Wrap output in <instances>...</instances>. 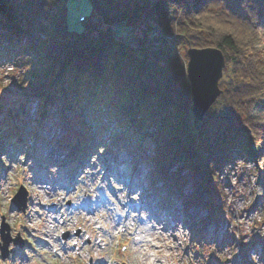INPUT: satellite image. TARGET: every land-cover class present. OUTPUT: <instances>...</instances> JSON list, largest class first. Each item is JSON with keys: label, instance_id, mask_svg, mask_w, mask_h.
Here are the masks:
<instances>
[{"label": "rangeland", "instance_id": "rangeland-1", "mask_svg": "<svg viewBox=\"0 0 264 264\" xmlns=\"http://www.w3.org/2000/svg\"><path fill=\"white\" fill-rule=\"evenodd\" d=\"M90 11L88 0H68V28L80 29L79 14L89 15ZM164 21L155 20L154 24L162 29ZM114 34L133 45V37L143 32L136 22L123 21L115 24ZM165 34L173 41L176 31ZM188 46L175 45L184 65ZM16 50L0 43V123L6 120L13 124L9 113L16 110L9 111V107L24 98L19 90V69L12 62ZM229 78L230 68L225 62L218 79L220 89V82ZM26 107V113L18 110L22 118L17 125L10 124L4 140H16L20 145L34 137L12 157L0 152V225L2 221L8 223L10 235H20L25 240L22 247L10 243L9 256H0V264H264V224L260 221L264 218V157L247 153L243 141L220 159L223 193H218L214 185L212 198L219 212L211 220L204 206L196 204L186 209L181 200L182 193L193 192V181L199 179L200 173H191L180 161L169 170L180 167L181 177L177 181L165 177L152 159L154 144L145 135L124 134L117 125L115 129L113 122L106 128L107 121L100 122L93 110H84L81 120L57 98L48 107L40 127L38 121L32 127L39 112L37 100L33 98ZM261 110L264 98L252 106L251 114ZM208 130L213 147L230 134L228 122L223 119L209 121ZM85 135L88 139L83 149L75 137L84 139ZM20 183L28 188L31 197L25 214L10 202ZM140 194L149 197V204L139 200ZM128 195L137 196L136 200L144 205L143 214L149 216L150 209L159 212L162 207L164 213L170 210L173 221L165 222L162 233L145 231L150 223L147 221L130 223V211L124 204ZM202 195L206 200L209 197L205 190ZM42 204L51 205L54 211L41 209ZM140 224L143 233L136 234L149 240L148 245H138V238L129 234ZM172 224L174 228L170 230ZM43 239L47 243L41 242ZM54 243L66 247L59 250ZM151 245L159 248L153 250ZM141 247L149 256L145 260ZM30 248H34L33 252Z\"/></svg>", "mask_w": 264, "mask_h": 264}, {"label": "trees", "instance_id": "trees-1", "mask_svg": "<svg viewBox=\"0 0 264 264\" xmlns=\"http://www.w3.org/2000/svg\"><path fill=\"white\" fill-rule=\"evenodd\" d=\"M50 1L0 0V43L17 48L12 62L24 95L9 107L16 110L9 113L13 124L1 117L0 136L17 125L18 110L26 113L33 98L36 121L56 98L80 118L84 110L97 111L98 119L117 118L121 129L128 126L153 142L152 159L165 177H181L180 167L169 170L180 161L200 173L193 192L182 193L181 200L186 209L204 206L212 220L219 212L214 185L223 193L220 159L229 148L243 141L247 153L264 157V110L251 114L264 98V0H88L90 14H79L77 30L67 26L68 0ZM163 19L159 29L175 30L173 41L152 35L158 28L154 21ZM123 21L136 22L143 32L133 37V45L114 34L115 24ZM179 43L216 46L230 68L229 80L220 82L221 93L202 120L190 108L185 65L175 48ZM222 119L230 134L213 147L208 122ZM260 221L264 224V218Z\"/></svg>", "mask_w": 264, "mask_h": 264}, {"label": "water", "instance_id": "water-1", "mask_svg": "<svg viewBox=\"0 0 264 264\" xmlns=\"http://www.w3.org/2000/svg\"><path fill=\"white\" fill-rule=\"evenodd\" d=\"M186 55L185 73L190 83L192 113L196 119L202 120L221 91L218 79L222 74L225 58L222 50L216 46H188ZM26 194L25 187L20 185L12 197L13 202L22 211L26 207ZM0 238L2 241L0 251L3 257L8 255V244L11 240L22 245L19 237L10 236L9 225L4 221L0 227Z\"/></svg>", "mask_w": 264, "mask_h": 264}, {"label": "bare ground", "instance_id": "bare-ground-1", "mask_svg": "<svg viewBox=\"0 0 264 264\" xmlns=\"http://www.w3.org/2000/svg\"><path fill=\"white\" fill-rule=\"evenodd\" d=\"M136 197H137L136 195H128L127 199L125 200V205H126L127 209L131 210V211L134 210V212H131V215H130V218H131V220L129 221L130 223H132L133 220L141 219L140 216L143 214V210H142L143 209L142 208L143 204L139 205L138 201L136 200ZM148 198L147 199L144 198V199H146L145 201H146L147 204H149V199ZM134 204L136 205V207H133ZM50 210L52 211L54 209L52 208ZM173 210H175V209L173 208ZM149 211H150L149 217L147 219H143L144 221H147L148 223L150 222L149 224H146V226H145V231H147V232H148V230H151V232H157L158 231L159 233H162L166 229L165 222L169 223L170 221H173V215L171 214L170 210L165 212V213L162 212V210H160L159 212H156V211H154V209H150ZM171 211H172V209H171ZM166 215L169 218L167 217V219H166V217H164ZM96 219H97V217H94L93 221H96ZM140 226H141V224L139 226H137L138 230H132V231L129 232V234H131V235H133V236L138 238V245L139 244L148 245L149 244V240H146V239H143V238L141 239V236L139 234H136V232H138V231L140 232L141 231V229L139 228ZM169 227L171 228L170 230H172V228H174V224L170 225ZM142 229H144V226H142ZM54 245L59 250L60 249H64L66 247V245H64V244L63 245L62 244L57 245V243L56 244L54 243ZM151 247L153 248V250H156L157 248H159V245H151ZM139 250L141 251V250H143V248L141 247V249L139 248ZM142 254H143L142 258L144 260H145V258L149 257V256L145 255V251H143Z\"/></svg>", "mask_w": 264, "mask_h": 264}, {"label": "built area", "instance_id": "built-area-1", "mask_svg": "<svg viewBox=\"0 0 264 264\" xmlns=\"http://www.w3.org/2000/svg\"><path fill=\"white\" fill-rule=\"evenodd\" d=\"M152 34L154 36H158L159 35L160 37H162L163 41H165V40L170 41L172 39L171 36H165L166 34L164 32H161V30L159 28H154L152 30Z\"/></svg>", "mask_w": 264, "mask_h": 264}]
</instances>
